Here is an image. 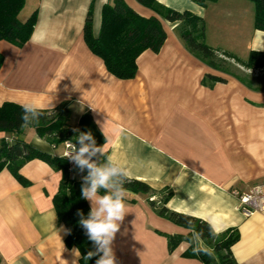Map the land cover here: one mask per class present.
I'll return each mask as SVG.
<instances>
[{"label": "crops", "instance_id": "1", "mask_svg": "<svg viewBox=\"0 0 264 264\" xmlns=\"http://www.w3.org/2000/svg\"><path fill=\"white\" fill-rule=\"evenodd\" d=\"M124 1L139 16L159 19L166 33L159 52L146 50L137 58L135 78L109 74L84 41L89 7L96 37L109 0H25L18 19L23 14L25 22L36 11V24L21 48L0 41V106L34 103L38 110H52L66 103L72 130L89 114L105 139L101 155L155 191L151 200L171 193L170 211L203 220L215 233L237 229L239 240L231 247L236 262L264 264V213L244 218L232 195L264 185V69H247L224 56L245 61L251 51L264 53L253 7L246 0H217L206 7L157 0L203 19L205 42L226 61V74L186 49L177 22L135 0ZM205 75L224 81L203 84ZM30 130L31 146L57 154ZM11 137L17 136L0 133V139ZM19 174L27 186L8 170L0 172V264H79L77 249L65 246L68 231L53 207L61 172L35 159ZM125 199L126 214L111 245L115 264H202L183 256L186 242L169 253L166 236L188 231L158 217L148 196L126 193Z\"/></svg>", "mask_w": 264, "mask_h": 264}, {"label": "trees", "instance_id": "2", "mask_svg": "<svg viewBox=\"0 0 264 264\" xmlns=\"http://www.w3.org/2000/svg\"><path fill=\"white\" fill-rule=\"evenodd\" d=\"M138 4L152 10L161 19L178 23L177 34L186 49L209 68L229 74L226 61L219 57V52L205 42V23L203 19L190 12H178L161 6L157 0H135ZM217 0H192L201 7H206ZM253 4V28L264 32V0H247ZM25 0H0V41L9 43L17 48L23 47L30 39L35 24L36 11L25 21L21 22L18 15L24 6ZM92 5L89 7L83 28L84 41L91 53L99 57L109 74L120 80H131L137 74V58L146 50L157 53L162 48L166 33L161 22L156 17L144 18L135 13L124 0H109L102 6L99 33L96 37L92 34ZM233 58L238 64L247 69H264V53L251 51L245 61ZM0 54V68L3 64ZM224 80L205 75L203 84L221 83ZM38 110V109H37ZM39 116L27 126H22L21 117L24 108L14 103H3L0 106V133L17 136L0 139V172L6 169L23 186L28 182L19 174L22 166L31 160H41L53 170L61 172L58 190L53 198V207L60 224L65 225L68 235L64 241L65 246L76 248L80 254L79 264H96L99 255L90 259L85 257L89 252H96V246L88 238L85 230L80 225L82 212L84 218L90 212L81 189L84 177L88 175L87 169L81 171L76 167L71 173L67 171V163L61 156L44 153L28 142L20 139L25 128H32L35 134L53 150L57 149L64 141H71L79 146L77 131L68 125L69 111L66 103L52 110H38ZM79 132H88L94 135L98 146H103L105 139L95 126L89 114H84L80 120ZM97 166L106 164V156L97 154L92 157ZM123 188L126 193L142 194L148 196L147 202L158 217L187 230L186 235H169L167 247L172 253L182 242L189 244L183 256L194 258L202 264H238L234 259L231 247L239 240L237 229H228L222 233H215L211 226L200 219L176 213L166 208L171 196L167 193L159 201L151 200L153 191L147 184L130 178H125ZM100 195L105 190H99ZM126 201L124 196V202Z\"/></svg>", "mask_w": 264, "mask_h": 264}, {"label": "clouds", "instance_id": "3", "mask_svg": "<svg viewBox=\"0 0 264 264\" xmlns=\"http://www.w3.org/2000/svg\"><path fill=\"white\" fill-rule=\"evenodd\" d=\"M22 107L24 108L22 126H27L39 116V112L34 103ZM75 131L79 133L76 141L79 146L75 145L74 150L66 157L81 171L85 169L88 171V175L84 177L81 194L82 198L90 202L91 210L87 218H84L82 212H78L77 215L81 217L79 223L86 235L96 246V252H89L85 258L90 259L94 255H99L96 264H115L111 245L126 214L123 184L128 172L111 156L107 157L104 166H97L92 162V157L103 154L102 146L97 145L91 131ZM101 188L105 190L104 195L99 194Z\"/></svg>", "mask_w": 264, "mask_h": 264}, {"label": "built area", "instance_id": "4", "mask_svg": "<svg viewBox=\"0 0 264 264\" xmlns=\"http://www.w3.org/2000/svg\"><path fill=\"white\" fill-rule=\"evenodd\" d=\"M77 146V145H76ZM75 144L71 141L62 143L61 158L67 163V171L71 173L77 165L67 156L68 153L74 150ZM78 147V146H77ZM92 162L96 161L92 158ZM232 195L237 200V211L244 217L249 218L255 213H264V185H255L246 192L232 191Z\"/></svg>", "mask_w": 264, "mask_h": 264}, {"label": "rangeland", "instance_id": "5", "mask_svg": "<svg viewBox=\"0 0 264 264\" xmlns=\"http://www.w3.org/2000/svg\"><path fill=\"white\" fill-rule=\"evenodd\" d=\"M247 1V0H246ZM246 3H248V5L250 6V7H253V4L251 3V2H249V1H247ZM253 12H254V7H253ZM23 20V14H20V16H19V21H22ZM231 69V68H230ZM262 82H264V80H262ZM30 129H32V128H25V130L23 131V133L20 135V139H22V140H24V141H26V142H28V134L29 133H31V130ZM32 131H34V130H32ZM62 151H63V148H62V146L60 145L57 149H56V155L58 156V155H60V154H62Z\"/></svg>", "mask_w": 264, "mask_h": 264}]
</instances>
